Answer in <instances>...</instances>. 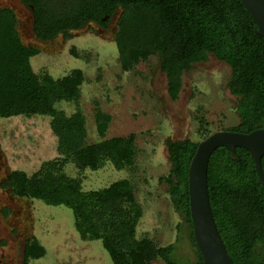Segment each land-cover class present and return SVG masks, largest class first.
I'll use <instances>...</instances> for the list:
<instances>
[{
  "label": "trees",
  "instance_id": "trees-1",
  "mask_svg": "<svg viewBox=\"0 0 264 264\" xmlns=\"http://www.w3.org/2000/svg\"><path fill=\"white\" fill-rule=\"evenodd\" d=\"M51 17H38L36 29L43 39L62 30L82 28L88 22L108 27L118 9L123 10L116 36L124 68L157 54L166 74L168 93L177 99L183 75L193 65L215 55L232 68L228 88L237 98L240 121L225 130L251 133L264 128V37L242 0H71ZM109 15L108 19L104 18ZM15 13L0 8V117L43 114L58 137L63 162L73 160L92 169L111 160L122 168L134 163L135 134L86 144L85 117L66 115L57 100H75L84 80L74 69L55 78L37 73L31 57L38 48L24 44L16 28ZM67 32V31H65ZM68 37V32L66 34ZM102 137L110 115L97 114ZM209 132L208 134H210ZM200 141L170 139L167 151L171 169L165 177L170 200L181 217L178 233L187 232L194 258L177 255V240L163 246L151 238L138 239L136 226L142 214L134 187L128 179L109 187L83 191L78 180L61 173L58 161H45L31 176L24 170L10 172L4 186L14 195L36 198L74 211L76 227L85 239H101L114 264H206L194 234L189 171ZM238 159L222 146L211 156L208 168L210 200L219 232L236 264H264V187L248 149L236 148ZM264 170V156L262 158ZM44 247L35 238L28 242L27 257H38Z\"/></svg>",
  "mask_w": 264,
  "mask_h": 264
},
{
  "label": "rangeland",
  "instance_id": "rangeland-1",
  "mask_svg": "<svg viewBox=\"0 0 264 264\" xmlns=\"http://www.w3.org/2000/svg\"><path fill=\"white\" fill-rule=\"evenodd\" d=\"M2 7L16 8L21 14L17 25L20 38L24 44L38 48L31 57L37 73L58 78L74 69L83 72L79 97L57 100L55 107L66 115H84L85 143L135 134L136 156L132 165L122 168L111 160L97 169L73 160L63 162L50 116L0 117V264H114L101 239L83 238L71 208L16 196L3 187L13 170H24L31 176L48 160L58 161L61 173L78 180L83 191L128 179L142 207L136 237L151 238L157 246L179 237L177 255L194 258L187 232L178 233L181 217L172 205L170 184L165 179L171 169L167 141H200L209 132L239 123L237 98L228 88L232 68L211 54L208 61L196 63L184 73L181 92L173 99L157 54L123 67L116 42L122 9L112 16L108 29L87 24L69 37L59 35L41 41L35 36L28 10L19 8L16 0H0ZM98 111L111 116L104 137L98 130ZM33 238L44 247V253L27 257L26 247ZM152 264L166 263L157 258Z\"/></svg>",
  "mask_w": 264,
  "mask_h": 264
},
{
  "label": "water",
  "instance_id": "water-1",
  "mask_svg": "<svg viewBox=\"0 0 264 264\" xmlns=\"http://www.w3.org/2000/svg\"><path fill=\"white\" fill-rule=\"evenodd\" d=\"M258 25V34L264 37V0H242ZM230 150L231 158L238 159L237 147L248 149L255 161L264 187V128L251 133L217 130L200 140L189 171L190 203L194 234L206 264H236L228 253L213 213L208 168L211 156L219 147Z\"/></svg>",
  "mask_w": 264,
  "mask_h": 264
},
{
  "label": "flooded vegetation",
  "instance_id": "flooded-vegetation-1",
  "mask_svg": "<svg viewBox=\"0 0 264 264\" xmlns=\"http://www.w3.org/2000/svg\"><path fill=\"white\" fill-rule=\"evenodd\" d=\"M70 2H71V0H16V4H17V6L19 8H24V9L29 11V13H30L29 15H30V18L32 20L33 30H34L35 36H36L37 39H39L41 41H51V40H54L59 35L66 36L67 32H68V37H69V35L71 33H73L74 31H77L76 29H67V30H64V31L61 30L57 34V36H55L53 39L49 40V39L41 38L38 35L37 29H36V23L38 21V17L39 16H42V17H45V18H48V17L50 18L51 14H52V11L59 12L60 11L59 9L64 8V6H66L67 4H71ZM2 8H6V7H2ZM7 8L12 9L13 12L15 13V17H16V21H17L16 22V28H17V31H18V34H19V30H18V26L17 25H18L19 19L21 17V14H17L16 8H13V7H7ZM16 14H17V16H16ZM108 17H109V15H107L104 18V20L108 19ZM109 23H110V21H109ZM87 24H95L97 27L102 28V29H108L109 28V25H108V27H104V26H101L100 24H97L95 22H88L83 27H85ZM82 28H79L78 30H80ZM65 31H67V32H65ZM0 222H2L1 221V216H0Z\"/></svg>",
  "mask_w": 264,
  "mask_h": 264
}]
</instances>
